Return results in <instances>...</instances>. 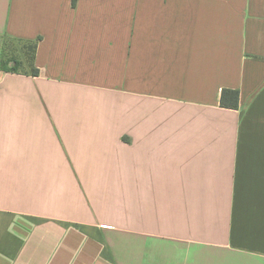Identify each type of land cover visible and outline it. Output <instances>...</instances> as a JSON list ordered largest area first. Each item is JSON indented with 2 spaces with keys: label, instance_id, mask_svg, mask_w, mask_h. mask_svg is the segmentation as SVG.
<instances>
[{
  "label": "crops",
  "instance_id": "0c3cea01",
  "mask_svg": "<svg viewBox=\"0 0 264 264\" xmlns=\"http://www.w3.org/2000/svg\"><path fill=\"white\" fill-rule=\"evenodd\" d=\"M7 37L0 264H264V0H0Z\"/></svg>",
  "mask_w": 264,
  "mask_h": 264
},
{
  "label": "trees",
  "instance_id": "16d2710c",
  "mask_svg": "<svg viewBox=\"0 0 264 264\" xmlns=\"http://www.w3.org/2000/svg\"><path fill=\"white\" fill-rule=\"evenodd\" d=\"M37 40H23L7 37L3 43L0 55V72L38 75L35 65V51ZM17 43L18 46H13ZM239 102V91L223 89L220 95V106L223 108L236 109Z\"/></svg>",
  "mask_w": 264,
  "mask_h": 264
},
{
  "label": "rangeland",
  "instance_id": "374dc122",
  "mask_svg": "<svg viewBox=\"0 0 264 264\" xmlns=\"http://www.w3.org/2000/svg\"><path fill=\"white\" fill-rule=\"evenodd\" d=\"M13 46H16V47H17V46H18V44H17V43H14V44H13Z\"/></svg>",
  "mask_w": 264,
  "mask_h": 264
}]
</instances>
